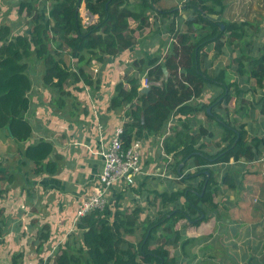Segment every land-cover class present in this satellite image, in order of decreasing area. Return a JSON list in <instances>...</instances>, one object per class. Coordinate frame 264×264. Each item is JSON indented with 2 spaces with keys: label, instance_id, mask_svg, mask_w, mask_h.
Masks as SVG:
<instances>
[{
  "label": "trees",
  "instance_id": "16d2710c",
  "mask_svg": "<svg viewBox=\"0 0 264 264\" xmlns=\"http://www.w3.org/2000/svg\"><path fill=\"white\" fill-rule=\"evenodd\" d=\"M39 1L25 0L18 4V14L28 15L33 21L31 30L13 34L9 25H0V130H5L13 141L25 144L33 136L26 116L33 88L27 60L33 55L41 60L42 90L50 94L47 104L52 110L55 113L66 111L67 98L72 99L75 108L70 87L83 83L97 89L99 79L93 72V63L104 67L108 58L116 57L137 43L130 21L151 29V25L159 21L174 43L163 62L156 57L139 62L138 72L147 71L148 80L159 82V86L151 85L147 92H142L139 79L132 76L124 77L114 87L109 109L125 111L123 148L128 149L134 140L146 136L161 137L174 117H184L178 118L177 127H172L171 135L162 142L165 152L172 154L176 161L171 174L179 188L154 195V198H163L167 205L160 215L152 217L145 213L138 243L127 238L134 236L142 209H121L119 202L124 195L118 194L113 213L107 206L102 212L89 213L76 223V230L83 237L79 244L71 241V236L52 255L41 257L39 264H177L178 258L166 249L178 242L179 235L174 231L177 220L186 219L198 226L218 207L213 199V188L219 184L228 189L235 187L236 174L229 170L219 183L216 167L228 165L230 161L251 163L262 155V137H252L244 130L245 124L233 126L216 113L215 108L226 109L232 99L226 89L229 91L231 86L237 85L224 82L226 71L217 65L221 61H212L209 69L205 64L209 45L214 44L216 58L221 57L226 43L244 39L246 25L222 19L224 0H186L181 8L177 4L165 6L161 0H44L51 2L47 19H44L43 9L35 7V2ZM42 6L44 8V3ZM85 10L95 17L88 25L83 23ZM183 11H190L182 22L185 31L177 27L183 19ZM244 59L234 61L236 72L253 79L256 89L263 88L264 55L242 61ZM208 82L223 87V92L209 104H193L192 100L201 96ZM260 101V114L264 116V97ZM207 108H210L209 113ZM199 112L206 118L218 120L223 128L219 150L214 153L205 151L201 143L202 138L212 137L213 132L202 125L192 130L191 119ZM53 149L50 141L39 139L24 147L23 161L31 164L33 174H52L57 168V163L50 159ZM2 176L0 174V182L5 180ZM2 235L0 220V238ZM37 236L36 253L41 255L50 238V226L43 224ZM22 256L23 253L17 255Z\"/></svg>",
  "mask_w": 264,
  "mask_h": 264
},
{
  "label": "crops",
  "instance_id": "0c3cea01",
  "mask_svg": "<svg viewBox=\"0 0 264 264\" xmlns=\"http://www.w3.org/2000/svg\"><path fill=\"white\" fill-rule=\"evenodd\" d=\"M161 1H164L163 5L165 6L179 5L177 0ZM245 2V0H225L222 11L224 21L246 25L244 39L236 43H226L219 58H216L214 44L209 45L206 48L205 64L209 69L212 61H221L217 65L226 71L224 82H235L237 85L236 87L231 86L229 91L226 89V92L231 93L232 99L226 109L214 107L216 113L224 122H230L233 126L245 124L244 130L249 135L264 139V116L260 114L262 104L260 98L264 97V87L256 89L254 80L248 78L247 75H239L235 70L237 66L232 64V61L241 57H245L242 61H246L247 58L258 59L264 55V10L243 11ZM242 13H246L244 18L232 16V14ZM150 22L152 24L151 19ZM129 23L130 27L135 30L137 43L138 36L144 30L145 33L154 32L157 34L144 44L153 45L152 40H156L158 45L162 42L161 34L165 30L158 24L159 21L157 22L159 26L152 24V29L148 26L142 27L143 30L138 29L137 23L133 21ZM3 24L9 25L12 32L21 33V25L12 26L6 21H2L0 25ZM24 29L26 30V28ZM155 45L157 44L151 46L152 50ZM134 52L135 50L132 48L124 50L113 61H108L106 66L101 68L96 64L95 68H98L99 71L96 75L99 79L97 89L89 88L83 83L70 87L72 98L75 99L73 115H69V112L65 110L55 113L49 103L47 104L50 94L33 83L30 92L31 107L26 115L33 129V136L25 144L16 143L5 130H0V171H2L0 174L5 179L0 182V191H2L0 220L3 229H6L1 237L5 241L3 245L7 239L13 236L11 235L14 234L13 231H16L15 234L20 231L22 239L26 241L33 235L29 229L32 230L36 227L40 229L45 223L50 226V238L44 244L45 250L48 249L50 242L53 244V248L63 245L77 231L74 226V213L80 201L98 185L97 177L103 162L99 153L107 147L116 127L122 125L125 120L124 110L114 112L109 109L110 99L114 95V87L124 77H139V82L141 79L138 72L141 60L137 61V65L130 59ZM243 64L247 66L246 62ZM221 92H223V87L208 82L201 96L194 98L192 103L209 104ZM177 120L178 118L170 122V130L165 129L161 137L146 136L139 140L141 142L143 174L138 178L145 181L153 171L152 160L155 157L152 158L148 147L151 148L149 143L154 139L157 148L160 146L155 155L166 160L161 170H155V175L158 177L156 191L159 195L165 191L174 192L179 188L175 182L177 180L171 174L176 161L172 154L165 152L162 146L164 138L171 135V128L177 127ZM191 120L192 130H196L199 125H202L213 132L212 137L205 136L201 139L204 150L210 153L218 151L223 129L218 120L206 118L202 112H199ZM39 139L50 141L53 145L54 149L50 159L57 163V168L52 174H33L31 164L23 161L24 147ZM260 151L262 153L260 159L251 163L235 164L230 161L228 165L217 166L220 170L215 175L219 183L222 176L229 170H232L237 177L235 187L232 189L221 184L213 188V199L218 207L208 220L201 222L198 226L191 225L186 219L177 220L174 231L179 235L178 242L173 246H166L170 254L178 258L177 264H194L198 258L197 255L200 257L201 251L205 249V255L210 258L211 252L207 248L209 245L217 244L220 250L222 248L219 244L220 241L223 243V249H226L225 243H228V240L225 236L227 232L237 233L241 229H243L240 237L241 243H238L237 246L242 247V243L250 239L251 248L244 250L240 256L237 254L239 256L237 260L234 258L226 264H254L255 261L261 260L260 252L264 236V183H261L260 179L264 181V145ZM152 174L154 173L152 172ZM129 197L131 199V196ZM135 198L139 199V196H135ZM158 198L159 206L165 209L167 202L163 198ZM143 201L146 202V206L145 209H142V213L152 211L147 206L148 203L150 204L149 199L145 197ZM152 204L154 203L152 202ZM10 225H13L15 230L9 229ZM65 237H67L66 240ZM22 252L23 256L27 258L26 250H22ZM246 252H253L254 257L248 258ZM34 254L38 255L36 251ZM42 254L37 258L45 259L50 255ZM215 254L221 257L220 251ZM234 254L236 253H230L231 256ZM205 255L203 254V257ZM29 256L32 257V254ZM227 257L229 256L227 255Z\"/></svg>",
  "mask_w": 264,
  "mask_h": 264
},
{
  "label": "rangeland",
  "instance_id": "374dc122",
  "mask_svg": "<svg viewBox=\"0 0 264 264\" xmlns=\"http://www.w3.org/2000/svg\"><path fill=\"white\" fill-rule=\"evenodd\" d=\"M20 1L24 2L25 0H0V15H3V17H0V24H2V21H6L8 24L12 25V26H20L21 33H24L25 31L31 30V25L33 22L30 17L28 15H19L18 14V4L20 3ZM173 1V0H172ZM171 1V2H172ZM179 5H184L186 0H177ZM245 8H243L242 10H259L262 11L264 10V0H245ZM34 2V1H33ZM134 2H137V0H135ZM225 2V0H224ZM42 3H44V8L42 6ZM162 4H164V1H162ZM51 2L50 1H44L41 0L39 2H35V7L38 9H43V15H44V19H47V17L49 16V8H50ZM167 6V5H166ZM190 11H183L181 13V17L183 18L181 22H178V26L182 29V31L186 30V26L182 23L184 19H186L190 13ZM246 13H242V14H232V16H242L243 18L245 17ZM249 15V14H248ZM253 16V14H251ZM178 20V19H177ZM160 24V23H158ZM138 26V24H137ZM24 28H26V30H24ZM139 30H143L142 27H138ZM13 34H15V32H13ZM161 43L156 42L157 45L154 46V49H151V46L153 45H148V44H144L146 42H149L151 39H153L155 37L154 32L153 33H145V30L141 33L140 36H138V43H136L134 45V47H132V49L135 50V52L133 53L132 56H130V59L133 61H139L141 59L143 60H147L153 56H158L161 57L165 52L166 54L168 53L169 47L171 46L172 42L171 41V37L169 35V33L167 32H162L161 34ZM149 37V38H148ZM239 42V41H235ZM131 49V48H130ZM123 53V52H121ZM28 62V74L30 76V78L32 79L34 85L38 86L39 88L43 89L42 87V82H41V75L43 72V65L41 63V60H39L35 55H33L31 58H29L27 60ZM232 64L236 67V63L234 61H232ZM233 66V67H234ZM133 69H135V67L133 66ZM73 109L75 110V108L73 107V101L71 98H67V102H66V111H73ZM119 112H122L119 111ZM173 122V120H172ZM195 128V127H194ZM172 129V128H171ZM154 143V144H153ZM149 144H151V148L148 147V149L150 150V152L152 153V158H154V160H152V164H153V173L151 172V174L149 176H147L148 178H146V180L144 181V179L142 178H137L134 185L129 186V187H116L115 189H113L112 192V196L111 198H109L108 201V207L111 208L112 213L115 211L114 205L116 203V196L118 194H123L124 198L119 202L121 205V209H133V208H141V209H145L146 206V202L143 201V198L147 197L149 199L150 203H154V204H147V206L152 210L149 211L148 213H150V216H152L153 213H155V215H160L161 213L164 212V207H160L159 206V198L156 197L154 198L153 195L157 194L156 189H158V177L155 175V170H161L164 165L166 160L159 158L158 155H155L157 153V151L160 149V146H158L157 148V143L156 140L154 139L152 142H150ZM155 151V152H153ZM163 152V150H162ZM164 154V153H162ZM165 155V154H164ZM151 157V156H148ZM159 158V159H158ZM164 162V163H163ZM218 169V167H217ZM215 171L216 173H219L218 169ZM228 172V171H227ZM174 178V177H173ZM261 183H264L263 179H260ZM133 198L134 200L132 201L130 199ZM135 196H139V199H136ZM255 202V201H254ZM147 209V207H146ZM148 210V209H147ZM153 217V216H152ZM144 218H145V213H142V215H140V220L138 222L137 225V230L134 234V236L132 237H128L127 239H131L133 243L137 244L138 241L141 238V233L143 232L141 228H143V222H144ZM221 227V226H219ZM235 228V227H233ZM9 229L11 230H15V227L12 225H10ZM232 229V228H231ZM39 227L33 228L32 230L29 229V232L32 233L33 235L27 239L26 241H24L22 239L21 236V232L17 231L18 234H15L16 231H13L14 234L11 238L7 239V242L3 245L4 238L2 239V243H0V264H39V259L37 258V256H35V251H36V247L38 244V240H37V233H38ZM243 231V229H241L240 232H233V231H228L225 238L228 240V243H225V247L226 249H223V243L219 241V244L222 246V248L219 250V247L217 244L214 245H209L207 248L210 250L211 254H210V258H208L205 255V250L201 251L200 257L199 255L197 260L194 262V264H226L228 263L230 260H233L234 258H239V256L244 252V250L246 249H250L251 248V240L248 239L245 243H242V247L237 246L238 243L240 242V237H241V232ZM3 232H6V229H3ZM235 235V236H234ZM54 237H52V240ZM243 238V237H242ZM65 240L67 239V237L64 238ZM83 237H82V233L79 231H76L75 233H73L72 235V239L71 241H75L78 244L82 241ZM63 244V243H62ZM55 245V244H54ZM53 244L50 242L48 244V249L45 250V245L43 247V254L42 255H52L54 253V251L57 248H53ZM22 250H26V257L22 256L21 258H18L17 255L23 253ZM220 251V255L221 257L217 256L215 254V252ZM236 253L234 255H230V253ZM30 254H32V257L29 256ZM203 254L205 255L203 257ZM239 254V256L237 255ZM24 255V254H23ZM227 255L229 257H227ZM246 256L248 258H252L253 256V252H246ZM262 256L261 260L259 261H255L254 264H261V262L264 260V236H263V242L261 245V252H260V257ZM17 257V258H16ZM17 259L16 262L14 261V259ZM235 260V261H236ZM38 261V263H37Z\"/></svg>",
  "mask_w": 264,
  "mask_h": 264
},
{
  "label": "built area",
  "instance_id": "2783aa9c",
  "mask_svg": "<svg viewBox=\"0 0 264 264\" xmlns=\"http://www.w3.org/2000/svg\"><path fill=\"white\" fill-rule=\"evenodd\" d=\"M94 21L95 17L85 10L83 23L88 25ZM156 42V40H152L151 43L154 45ZM170 42L174 43V39L171 38ZM165 54L166 52L161 57H155L160 58V61H162ZM114 58L116 57L108 58V61H113ZM93 72L97 75L99 72L98 68L96 69L94 67ZM151 85H160V83L150 82L147 78V71H143L140 79V89L148 88ZM169 126H171V123H168L167 130ZM122 134L123 126L120 125L111 134L107 147L99 153L103 162L101 171L97 177L98 185L77 206L74 213V226L85 215L94 211L102 212L108 205L113 189L116 187L125 188L132 186L136 179L143 174L141 165V142L135 140L128 149H124L121 140Z\"/></svg>",
  "mask_w": 264,
  "mask_h": 264
},
{
  "label": "clouds",
  "instance_id": "9594fccd",
  "mask_svg": "<svg viewBox=\"0 0 264 264\" xmlns=\"http://www.w3.org/2000/svg\"><path fill=\"white\" fill-rule=\"evenodd\" d=\"M177 27H178V24H177ZM121 54V53H120ZM119 56V55H118ZM117 57V56H116ZM157 58V57H156ZM158 60H159V62H163V60L162 61H160V58H158ZM94 64H97V63H93V68L95 67V65ZM99 66H100V64H98ZM100 68H101V66H100ZM142 74H140V76H141ZM96 76V75H95ZM97 77V76H96ZM138 79H139V77H137ZM164 78H166V75H165V77ZM139 84H140V82H139ZM159 86V85H158ZM139 89H140V86H139ZM144 88H141L140 90L142 91ZM148 89H149V87H148ZM176 118H182V119H184V117H181V116H177V117H174L172 120H174V119H176ZM171 120V121H172ZM170 121V122H171ZM169 122V123H170ZM123 125V124H122ZM167 126H168V124H167ZM170 127L171 126H169V129L168 130H170ZM166 130H167V127H166ZM135 141V140H134ZM139 141V140H138ZM126 188V187H125Z\"/></svg>",
  "mask_w": 264,
  "mask_h": 264
},
{
  "label": "water",
  "instance_id": "95a60500",
  "mask_svg": "<svg viewBox=\"0 0 264 264\" xmlns=\"http://www.w3.org/2000/svg\"><path fill=\"white\" fill-rule=\"evenodd\" d=\"M222 28H223V26H222ZM164 74H166V71L164 70ZM148 91V88H144L143 90H142V92H147ZM209 111H210V108H207V112L209 113Z\"/></svg>",
  "mask_w": 264,
  "mask_h": 264
},
{
  "label": "bare ground",
  "instance_id": "6f19581e",
  "mask_svg": "<svg viewBox=\"0 0 264 264\" xmlns=\"http://www.w3.org/2000/svg\"><path fill=\"white\" fill-rule=\"evenodd\" d=\"M112 98V97H111ZM112 217V216H111ZM113 220V219H112ZM110 221V220H109ZM235 236V235H234Z\"/></svg>",
  "mask_w": 264,
  "mask_h": 264
}]
</instances>
